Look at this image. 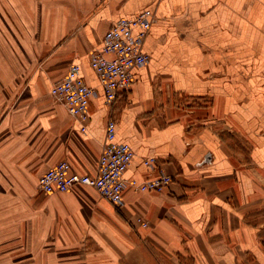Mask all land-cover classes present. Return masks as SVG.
Segmentation results:
<instances>
[{"label": "crops", "instance_id": "0c3cea01", "mask_svg": "<svg viewBox=\"0 0 264 264\" xmlns=\"http://www.w3.org/2000/svg\"><path fill=\"white\" fill-rule=\"evenodd\" d=\"M143 10L155 17L143 46L150 61L107 105L89 53L113 21ZM70 63L97 92L85 133L49 93ZM110 118L116 141L134 152L125 179H146L142 161L154 157L169 189H127L120 208L89 187L40 192L39 177L62 161L96 174ZM239 133L252 145L246 156ZM244 158L255 173L239 165ZM263 213L264 0H0V264H163L179 255L231 264L239 240L246 249L264 236Z\"/></svg>", "mask_w": 264, "mask_h": 264}, {"label": "built area", "instance_id": "2783aa9c", "mask_svg": "<svg viewBox=\"0 0 264 264\" xmlns=\"http://www.w3.org/2000/svg\"><path fill=\"white\" fill-rule=\"evenodd\" d=\"M154 19L151 10L116 19L103 36L100 47L90 52L89 65L98 79L105 104L112 105L122 92L130 90L134 83L132 71L149 63L150 57L143 46ZM49 93L80 124V132L85 133L90 103L97 92L86 84L81 67L72 63L65 75L51 85ZM133 158L131 146L116 141V122L110 118L106 123L105 141L95 175L75 173L69 162L62 161L39 177L37 188L46 195H53L89 187L118 208L124 203L123 193L127 189L142 194H162L169 189L173 179L162 170L154 157L142 161L149 171L146 179H125L124 174ZM136 224L142 228L148 227L147 221L141 217L136 218Z\"/></svg>", "mask_w": 264, "mask_h": 264}, {"label": "rangeland", "instance_id": "374dc122", "mask_svg": "<svg viewBox=\"0 0 264 264\" xmlns=\"http://www.w3.org/2000/svg\"><path fill=\"white\" fill-rule=\"evenodd\" d=\"M71 64L72 63H70L69 66ZM239 139H241V142L245 145V147L247 149L244 152V155L246 156L249 153L248 150L250 151L252 149L251 148L252 145L249 143V140H247L246 138H243L241 136V133H239ZM245 156H243V157H245ZM207 161H208V159L206 160V162ZM247 161H249V158H244V160L241 163H239V165H241V167L247 169L250 173H255V171L257 170V166L255 164L250 163V161L249 162H247ZM70 192L71 193H76L77 190L74 189V190H72ZM85 203H86V201H85ZM252 207H254V206L250 205L249 207H247V209L251 211ZM259 215H262V214L260 213ZM244 216H245V220L250 221V225L255 227V223L257 222V220H255V222H253L252 218L249 215L247 216V214H244ZM239 223H240V221H239ZM239 231H240V229H239ZM239 237H241L240 232H239ZM248 239L249 238L247 237L245 239V241H247ZM248 241H249L248 242L249 247L253 248L256 245L255 247H258L261 250L264 249V236H262V235L261 236L254 235V241H250V240H248ZM242 243H243L242 240H239V252H235L234 248L232 247L231 251H233V252H231V253L234 254L235 259H233L231 261V264L232 263L233 264H259L260 261L257 258H255L254 255L250 252V248L249 247L246 248V249L240 248ZM252 245H254V246L252 247ZM228 249H230V248L228 247ZM161 262L163 264H226L225 261H217L215 259H213V260H207V259H204V258H201V260L200 259H195V257H193V255H191V256L179 255L173 261L163 258Z\"/></svg>", "mask_w": 264, "mask_h": 264}]
</instances>
